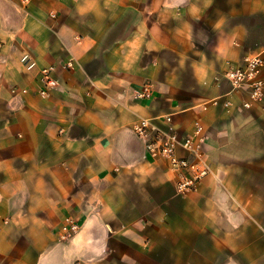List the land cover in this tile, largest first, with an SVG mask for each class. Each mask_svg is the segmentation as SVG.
Wrapping results in <instances>:
<instances>
[{"label": "crops", "instance_id": "crops-1", "mask_svg": "<svg viewBox=\"0 0 264 264\" xmlns=\"http://www.w3.org/2000/svg\"><path fill=\"white\" fill-rule=\"evenodd\" d=\"M251 55L264 0H0V264H264V103L226 79ZM141 120L202 125L196 192Z\"/></svg>", "mask_w": 264, "mask_h": 264}, {"label": "built area", "instance_id": "built-area-1", "mask_svg": "<svg viewBox=\"0 0 264 264\" xmlns=\"http://www.w3.org/2000/svg\"><path fill=\"white\" fill-rule=\"evenodd\" d=\"M25 5L30 0H21ZM47 87L53 86L54 82L49 80V69L43 71ZM228 80L234 92L245 95L243 108L249 110L264 103V58L260 55H251L244 59L242 65L232 67L226 72ZM152 90L145 86L138 92L139 99H146ZM47 90L42 91L46 96ZM221 100H215L213 105H219ZM231 106L226 100L224 107ZM264 110V105L262 106ZM171 123L172 119L167 118ZM134 133L146 142L148 152L157 159L163 160L164 169L173 174L175 190L178 195L185 196L197 191L199 186L212 173L211 167L205 159L204 145L206 138L204 129L200 123H196L193 134L188 138L180 136L171 131L164 132L153 130L148 120H141L134 125ZM80 225L70 222L60 230L62 240L69 239L80 232Z\"/></svg>", "mask_w": 264, "mask_h": 264}]
</instances>
